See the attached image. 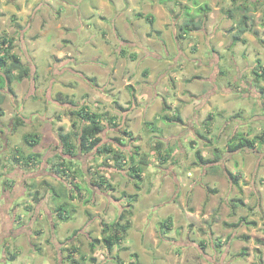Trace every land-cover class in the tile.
<instances>
[{
	"label": "crops",
	"instance_id": "0c3cea01",
	"mask_svg": "<svg viewBox=\"0 0 264 264\" xmlns=\"http://www.w3.org/2000/svg\"><path fill=\"white\" fill-rule=\"evenodd\" d=\"M78 1L0 0L1 22H12L15 31L26 22L28 30L34 29L31 28L33 24L38 26V33L33 37H29V32L22 33V41L28 42L30 48H34V55L28 50L25 54H18L15 46L17 40L14 39L13 52L22 63L25 62L22 58H29L30 55L34 58L35 55L40 57L38 52L44 48L49 49V57H62L63 54L71 56L70 50L64 53L65 50L57 49V45L66 43L64 41H68V46L78 51L80 56L85 55L89 58L78 63L75 68L73 67L74 70H71L78 72L81 77L74 73H62L56 78L49 77L53 67L51 65L44 67L45 64H42L36 66L34 71L32 67L30 68V74H36L35 77L30 75L22 81L14 82L13 92L8 88L4 90L7 96L1 105L3 113H0V237L8 231L13 235L10 232L16 231L14 226H21L18 236L23 235L17 246L28 253H39L40 258L47 257L50 264H75L72 259H79L82 255L86 257L84 261L80 259L82 264H121L122 262L124 264H264V167L262 166L264 158L256 157L264 144H255L253 148L233 152L234 155L228 156L227 161L223 156L203 163L199 162L195 155L196 151L200 150L205 159H211L207 152L200 149V144H205L211 138L215 121V112L209 110L206 103L208 98L213 99L224 94L228 96L230 89L222 90L225 88L224 84L220 86L218 82L196 76L194 71L192 74L195 75V79L203 80L200 92L204 91L197 94L183 86L180 81L184 77L176 73V67H168L169 63L171 64L170 52L173 54V49L170 50L167 42L176 41V38L171 39L174 32L172 28L167 27L172 19L163 13L164 7H160L164 4L163 0H159V3L152 0V4L159 7L157 9L159 27L155 26V15L146 12L149 8L145 10L142 8L150 6L149 0H142V2L146 1L143 5L134 4V0H120L116 5L114 0H88L87 3L85 0H80V3L85 2V7L94 4L102 7L106 12L98 16V12L89 14L87 11L84 16L88 17L90 22L87 24L86 20L81 24L77 33L76 29L71 31L68 24L60 22L61 19L58 17L60 11H57L56 6L58 3L72 5ZM200 5L202 4L195 3L197 8ZM171 10L174 13V9ZM209 11L211 12V9ZM209 11L205 14H209ZM67 13L75 15L72 10ZM114 13L116 14L115 31L118 35L116 37L119 40L115 53L118 56L125 58L128 56L138 60V72L135 74L139 83L126 80L132 95L131 100L126 99V93L122 90L121 93L118 91L116 94L118 70L113 67L115 60L110 59V50L105 48V45H109V39L96 38L97 47L94 44H87L89 39L86 45L82 44L84 48L76 43L80 35L87 34L88 25H92L91 21L96 28L106 33L102 20L106 21V18ZM139 13L144 16H139ZM149 15L152 20L149 21L151 27L145 28L142 20L148 22L146 16ZM70 16L75 19L73 27L75 24L80 26L82 14L78 12L77 19L75 16ZM262 26H259V30L264 31ZM218 27L216 26L212 32L214 37L222 33L221 31L225 32ZM235 30L232 27L228 29L231 39L235 35ZM250 31L256 33L251 21L249 30L240 36L242 40L237 41L233 46L243 44V48H246L252 38H255L253 35H248ZM212 35H208V38L213 37ZM40 42H43V46ZM175 50L178 54L176 47ZM88 51H91L92 55L88 56ZM160 51L163 54L155 53ZM103 63H108V66H104ZM125 69L126 67L123 73ZM202 69L204 67L200 70ZM221 70L220 66L215 67L214 73ZM112 73L113 78L108 86L99 82L101 78L103 80L102 75ZM37 74L40 76L37 77ZM89 77H95L96 83L92 84L87 79ZM128 78H131V75ZM170 78L176 80V82L172 80L174 100H169L171 92L165 87L168 84L166 80L171 81ZM30 79L34 80L28 88L32 90L31 94L23 85L25 80L29 82ZM19 82H22V85L18 88L16 84ZM206 82L207 86L213 87L207 92L203 87ZM82 89L86 91L81 93ZM93 91L109 92L110 94L106 93L105 96L111 97L110 103L115 102L118 107L110 112L105 104H101L100 109L87 103L85 97L93 94ZM161 91L166 94H162ZM17 100L21 106L16 113H12L10 111L12 102ZM40 103L45 111L44 115L38 114ZM83 105L106 117L102 119V123L105 124L103 138H110L119 133L126 135L129 147L125 150L126 154L134 155L135 165L141 164L142 159L146 160L141 165L143 171L139 181L140 190H136L135 180L129 173L130 160H127L125 169H116L109 165L114 163L113 160L105 159L104 154H96L91 159L94 162L84 166L78 160L83 156L79 153L65 174L52 170L63 151L62 137L77 132L80 128L72 111L79 110ZM154 105L153 112L156 113L151 115L150 109ZM256 109L257 115L263 114L262 107L257 106ZM203 113L209 114V119L208 127L205 126V132L201 133L203 121L199 117ZM210 114L213 115L212 118ZM179 115L182 118L181 122L163 117L176 119ZM110 118H113L112 124ZM242 120L243 118L236 121ZM147 122H156L157 125H147ZM114 123L119 124L116 126L113 125ZM142 125L146 132L139 134ZM32 127L35 129L33 130ZM227 127L226 125L225 128ZM239 132L241 131H234L232 136ZM28 135H31L36 142H33L32 138L27 141ZM158 142H163L161 152L164 158L158 156L156 149ZM27 145L33 148L31 152L27 150ZM188 145L191 146L192 151L189 150ZM114 147L116 148L115 145ZM10 148L13 149L8 152ZM12 152L15 153L13 156ZM218 152L224 154L221 150ZM21 154L26 156L36 154L41 162L38 168L25 166L21 161L16 160L15 156ZM152 166L157 170L153 171ZM226 168L239 175L237 184L228 178ZM37 172L39 176L36 175ZM100 179H104L106 184H113L115 190L110 191L105 186H99L97 181ZM124 191L129 194L136 192L138 198L130 202L128 197H122ZM34 193H37L35 198ZM27 195L26 200L22 198L17 201L20 196ZM144 199L142 210L138 211L135 204ZM124 209L131 211L128 217L131 226L126 238L115 243L110 250L103 238L111 234L113 229L110 228L109 232L103 235V228L105 224L116 221ZM24 210L30 213L29 218L27 214H23ZM159 213H162V218L155 215ZM75 219L83 221L81 227L78 228V225L72 222ZM56 231L58 237H54L52 241V232L56 233ZM80 232L89 240L90 253L81 251L78 245L77 234ZM131 232L139 248H134L135 246L126 242ZM95 239H100V242L92 246ZM202 241H205L206 245L204 250L200 248ZM219 242L221 246L217 245ZM6 245L1 262L13 264L19 259L20 250L15 248V251L11 252V246L7 243Z\"/></svg>",
	"mask_w": 264,
	"mask_h": 264
},
{
	"label": "rangeland",
	"instance_id": "374dc122",
	"mask_svg": "<svg viewBox=\"0 0 264 264\" xmlns=\"http://www.w3.org/2000/svg\"><path fill=\"white\" fill-rule=\"evenodd\" d=\"M149 1L151 2L150 6L142 7V8H144L143 10H145L146 8H149L148 11L146 12H151L155 15L156 17L155 26L159 27V19H158L159 17L157 13V9H159V7H156L155 5H153L152 0H149ZM154 1L156 3H159V0H154ZM85 2L87 3L88 0H85ZM85 2L80 3V0H79L78 3H73L72 5H67L66 3L57 4L56 6L57 11H60L58 12L59 13L58 17L61 19L60 22L68 24V26H70L69 30L72 31L76 29L77 33H79L81 24H84L86 20H87V24L90 22V19L84 16L87 11L89 14L90 13L94 14L98 12V16H100L101 14H105L106 11L102 7H98L94 4L89 7H85L86 5ZM118 2H120V0H114L115 5ZM145 2L146 1L142 2V0L133 1L134 4H141V5H143V3L145 4ZM163 3H164L163 6H160V7H164L163 13H166V15L168 17L170 16V19H172L171 23L167 25V27L172 28V31L174 32L173 36H171V39L176 38V41L173 40V42L172 41L167 42V45L170 48V50L173 49V54H171L170 52V58H169L171 59V64L170 63L169 65L167 64L168 67H171V68L176 67L177 69L176 73L179 76L184 77L180 81L183 84V86L190 88L197 94H201L204 91L202 90L200 92L201 86L203 85L202 84L203 80L195 79V75L192 74L194 73V71H195L196 76L199 75L203 79H207L212 82H218L220 83V86L224 84L225 88L222 90H225L226 88L230 89L228 96H225L224 94V96H218L213 99L208 98V101L206 103L208 105L206 106L209 110L212 109V111L215 112L214 114L215 121L212 127L211 138L208 141L209 144L207 141L205 144L204 143L200 144V149L202 151L204 150L205 152H207L209 155L208 157H210L211 159H216V155H215L216 151L221 150L224 152L222 157L225 156L226 158L224 160L227 161L228 156L234 155L233 153L227 151L228 141L231 138L232 133L234 131L236 132L241 131V133H243L244 135L246 134L247 137L253 138L256 135L261 134L262 131L264 130V112L262 115L256 114V111H257L256 107L257 106L262 107V100H261V94L259 92V89H260L259 86L264 87V79H262L258 83L255 82L256 76L253 72L254 69L257 68L258 59H260V61L264 65V44L260 42V40L264 38V31L259 30L260 29L259 26L263 25L262 27H264V0H167L166 2H163ZM195 3L208 4L210 6L211 12L209 11V14H207V21L205 23L206 25L199 31L191 32L186 39H178L177 35L180 32L179 25L185 19V15H184V5L185 4H188L193 8L192 13L198 15L200 18L202 17L200 15L198 8L195 7ZM241 3H246L250 7L251 22L253 23V27L256 30V33H251V31L248 32V35H253L255 38H252V36H250L252 40L246 45V48H243L244 47L243 44L233 46L234 45L233 39H231L230 37L231 34H228L229 28L232 27L233 29H237V25H235V23H238L241 12L238 8H236V6ZM171 9H174V13L172 12ZM230 9L231 11H233L234 18L228 15ZM69 10H72V12H74L75 15L71 13L68 14L67 12ZM78 12L82 14L83 17L81 18L79 22L80 26L75 24L73 27V22H74L73 20L75 19L74 17H71V16L69 17V15L75 16V18L77 19ZM114 14L106 18L107 22L102 20V22L104 23L105 30L107 31L106 33L101 32V29L96 28V25L93 23V21H91L92 25H88L89 27H87L88 28L87 34L84 33L80 35L76 43L78 44V46L82 44L86 45V41L89 39L88 40L89 42H87V44H92V45L94 44V46L97 47L96 40H95L96 38L102 37L105 39L107 38L109 39L110 41L109 45H105V48L107 47L108 50H110L111 52L110 59L113 61V58H114L115 60L113 67L114 69L116 68L118 70L117 82H116L117 89L115 90L116 94L118 91L121 93V90H122L124 93H126L125 94L126 99L131 100L132 95H131V92L129 91V87H127L126 85V80L129 79L136 84L139 83L137 76L135 74L136 72H138V69H137L138 60H133L132 57H128V56L126 58L125 56H118L115 53L116 52L115 47H117L119 40L116 37L117 32L115 31L116 26L114 24L115 22L114 17L116 16V14L115 15ZM142 21H143L142 25L145 28L151 27V24L148 20H147L148 22H146L145 20H142ZM12 26H13L12 22H9V21L1 22L0 21V37L8 36V37H12L16 39L17 41H16L15 46H16V52L18 54H25L27 53L26 50H28V51H31V53L34 55V48H30V45L28 42L24 43L22 41L23 39L22 33L26 34V32H29V37L31 36L33 37L35 33H38L37 24H33L31 28H34V29H30V30H28V27H26L27 22L23 26H20L17 31H15ZM216 26H219L220 28L225 30V32L221 31L222 33H219L218 35L214 37L212 35V32L215 30ZM226 26H228V28ZM254 34H257V35L255 36ZM208 35L209 36L212 35L213 37L208 38ZM64 42L66 43L62 45L60 44L57 45V49L65 50L64 53H68V51L70 50L72 53L71 56L65 55V54L62 55L61 53L62 57H49V54H50L49 49L44 48L38 52L40 57H37L35 55V58H34L33 55L31 56L29 54L31 58L25 57V58H22V60L25 61L24 63L27 64L30 68L32 67L33 71L35 70L36 66H42V64H45L44 67H48L49 65H51L53 68H52V72L48 75L49 77L56 78L62 73H67V74L74 73V74H77L79 77H81V75H79L78 72L76 73L74 71L71 72V70H74L73 67L75 68L78 65V63L85 61V59L89 60V58L88 57L86 58L85 55L80 56V53L78 51H75L72 47L68 46L69 44L68 41H64ZM40 45L43 46V42H40ZM84 47H85L84 45L81 46V48H84ZM175 47L176 49H178V54H177V51L175 50ZM76 49L78 50V47H76ZM90 52L88 51L87 53L88 56L92 55V53ZM155 53L163 54V52L161 51L155 52ZM155 53L153 54V56L155 55ZM94 60H91V62H93ZM103 64L104 66H108V63H103ZM93 65L100 66V64H93ZM218 66H220V69L222 70L218 73L217 72L214 73L215 67H218ZM111 67H112V63H111ZM124 67H126V69H125V72L123 73ZM202 67H204V69L200 70ZM208 67H210L209 70H206V68ZM106 74L102 75L103 80L101 78V81L99 82L105 86H108V84L111 81V78H113L112 76L113 73L108 74V75ZM35 75L36 74H33L31 76L35 77ZM129 75H131V78H128ZM39 76L40 74H37V77ZM185 77H187V79ZM172 80L176 82L174 78H172L171 81L166 80V83L168 82V84L165 86L171 92V95L168 97L169 100L175 99L174 94H173L174 83ZM33 81H34L33 79H30L29 81L30 84H29L28 80H25L23 82L24 87H26V89L30 88L31 82L33 83ZM188 82L190 83L186 84ZM227 83H228V86H227ZM19 85H22V82H19L16 84L18 88H19ZM207 85L208 84L206 82L204 83V86H203L205 87L204 89L206 92L209 91L210 88H213L212 86H207ZM27 91L28 93L30 92V94L32 92L31 89H28ZM80 91H82L81 93H83L86 90L82 89ZM100 92L102 93L97 92L98 93L97 94L95 91H93V94L91 93L90 95H87V97H85L86 102L93 104L95 108L99 107L100 109L102 108L101 104H105L109 107L110 112L114 111L115 110L114 108H117L118 104H116L115 102L111 104L109 99H112V98L105 96L106 93L110 94L109 93L110 90L109 92L107 91H100ZM161 92L164 95L166 94L163 91ZM101 94H104V96H102ZM119 96H116V98H119ZM22 102L24 103V101ZM54 103H52V105L56 106ZM20 106L21 105L19 103V100H17V102L13 101L12 108H10V111L12 113H16L17 109H19ZM154 108H155V105L154 107L150 109V111L152 112L151 115L156 113V112H153ZM38 110H39L38 112L39 115L45 114L44 109H42L41 103L38 105ZM241 118H243L242 121H236V120H240ZM199 119L203 121V123H201L202 126L200 130V132L202 133V132H205L206 128L204 125V121H207L209 119V114L203 113L201 114ZM153 125H157V123L154 122ZM226 125L228 126L227 128H225ZM143 127L144 126L142 125V129H140L141 131L139 134H144L146 132ZM185 128L187 129L188 126H186ZM32 129L34 130L35 127H32ZM158 130H161V129L158 128ZM117 136L123 137L124 140H126V137H127L126 135L123 136L122 133H119L118 135H115L112 137L110 136V138L105 137V140L111 141L114 137H117ZM126 142H128V140H126ZM256 145H261V143L258 142L256 143ZM188 147H189V150L192 151V149L190 148L191 146L188 145ZM11 149L13 148L8 149V152H11L10 151ZM32 149L33 148L30 145H27L28 151L31 152ZM127 149H129V147L126 148V150ZM261 149H262L261 152L257 153L258 155H256L257 158L258 157L264 158V155H263L264 145L261 147ZM253 151H255V149H253ZM14 154H15L14 152L11 153L12 156ZM95 155L96 153H90L87 155H83L79 157L78 160L81 161V163H83L84 166H86L87 164L94 162L91 159ZM156 157H157V154H156ZM262 166L264 167V165ZM37 168L38 167H35V169ZM151 168H153V166ZM154 170H157L156 167L153 168V171ZM38 172L36 173V175L39 176ZM87 194H89V192ZM27 197L28 195L20 196L17 201L21 200L22 198L26 200ZM144 201L145 199L135 204V206L137 205L136 207L138 208V211L142 210V205ZM115 203L113 205L116 207ZM240 207L243 208V206H240ZM69 210L71 211L72 209L70 208ZM71 213L73 212L71 211ZM23 214L24 215L27 214L28 218L30 217V213L27 210H24ZM155 215L159 218H162V213L155 214ZM72 222L77 224L78 228L81 227L83 223L82 220H76V219L73 220ZM19 227L21 226H18V225L14 226L16 231L10 232V233H13V235H10L8 231L7 234L3 233L2 236L0 237V264H3L1 261L4 258L3 257L4 248H5L4 246L6 245V243L9 246H11L10 248L11 252H14L15 248L16 250H20L21 254L19 256V259L15 261L13 264H32V263L36 264V262H39V261L41 262V264H50V260L47 257L43 256V258H40L39 253L37 252L28 253V252H25L24 249H22V247L19 248L17 246V242L19 241L20 237L23 235L21 234L20 237L18 236L20 234ZM54 237H58L57 231L56 233L52 232V241ZM44 238H46V235H44ZM77 238H78V245H80L79 247L81 251L83 250L84 252L90 253L91 251H90L89 240L87 236L83 234L82 232H80L77 234ZM127 241L129 245L135 246L134 248H139V245L136 243L135 238L133 237V232H131L130 235L127 237L126 242ZM233 247L235 248V246ZM233 247L231 249L232 251H233ZM32 253L33 254L35 253V254L31 255ZM100 257L101 256H99V258Z\"/></svg>",
	"mask_w": 264,
	"mask_h": 264
},
{
	"label": "trees",
	"instance_id": "16d2710c",
	"mask_svg": "<svg viewBox=\"0 0 264 264\" xmlns=\"http://www.w3.org/2000/svg\"><path fill=\"white\" fill-rule=\"evenodd\" d=\"M167 0H163V2H166ZM198 5V4H196ZM241 12V15L238 20L237 29L235 32V35L233 36V44L236 43L241 39V35H243L245 32L249 30V23L251 21L250 16V7L246 3H241L236 6ZM192 7L188 4L184 5V15L185 19L184 21L179 25L180 32L177 35L178 39H186L189 34L193 31H199L201 30L207 21V14L205 16V13H207L211 8L208 4H202L198 7V10L200 12L201 18L192 13ZM230 17H233V11L231 9L229 10ZM139 16H144L142 13H139ZM146 19L150 22H152L150 15L146 16ZM261 43L264 44V40H260ZM14 38L3 36L0 37V113H3V108L1 105L6 100V94L4 93L5 88H8L11 92L12 90V84L16 81H22L25 77L30 76V67L27 64H24L21 62L20 58L14 54ZM134 56V55H132ZM257 68L254 69V74L256 76L255 82H260L262 79H264V65L258 59ZM92 83L96 81L95 77H89L87 78ZM259 92L261 94V100H262V108L264 109V87L259 86ZM72 115H74L80 125V128L77 132H72L70 134H67L62 137V143H63V151L62 154H60L55 161V164L52 168V170L56 173H66L69 171V167L72 165L73 159H76L78 157V154L81 153L82 155H87L90 153H96V154H104L105 159H112L113 167L116 169H125L124 166L127 164V160H130V164L128 166L129 173L132 176V178L135 180V188L136 190H140L141 187L139 185V181H141V172L143 171L141 165L146 160H141L139 165H135L134 163V155H128L126 154V146L127 142L124 140L123 137L117 136L114 137L111 141L105 140L103 138L102 133L105 129V124L102 123V119L106 118L104 114L96 111H91L88 106H81L79 110L72 111ZM165 119L168 120H175L177 122H181L182 118L179 115L176 117V119H170L168 116H163ZM213 115L210 114V118H212ZM113 118H110V123H113ZM147 125H153V122H147ZM113 125L118 126L117 123H114ZM205 126L208 127V122H205ZM127 133L126 131H124ZM32 138L31 135L26 136V140L29 141V139ZM32 141L36 142L34 138H32ZM257 142H260L261 144H264V130L261 134L256 135L253 138H248L243 133L239 132L234 134L228 141L227 145V151L233 153L240 149L244 148H253ZM33 145V143H31ZM116 146V148L114 147ZM156 149L158 151L159 157H165L164 154L161 152V148L163 146V142H158L156 144ZM138 148V147H137ZM218 150V149H217ZM196 157L198 161H202L203 163L214 161L213 159H205L200 150L196 151ZM216 159H220L222 157V154L220 152L216 151L215 153ZM16 160L21 161L25 166L28 167H37L39 165L40 160L36 157V154L31 155H19L18 157L15 156ZM162 159V158H161ZM104 164V163H103ZM71 170V169H70ZM225 172L229 179L232 180V182L236 183L238 182L239 175L231 172L227 168L225 169ZM69 175V174H68ZM99 186H105L106 189H109L110 191L115 190V186L111 183L105 182L104 179H100L97 181ZM94 183V182H93ZM33 197H37V193H34ZM122 197H128L131 201H135L138 198V193H132L129 194L128 192L124 191ZM129 205V204H128ZM62 210V209H61ZM62 214V211H60ZM131 215L130 209H124V212L120 215V217L110 224H105L103 228V235H105L110 228L113 229V232L107 236H104V241L106 242L108 248L112 250V247L115 243L119 242L120 240H123L126 238L127 231L130 228V220L128 217ZM244 220V219H243ZM100 242V239H95L93 241L92 246H95L97 243ZM217 245H220V242L217 243ZM221 246V245H220ZM206 247L205 241H202L200 243V248L204 250ZM75 250H78L75 248ZM74 250V251H75ZM135 256V255H134ZM85 255H82L79 259L73 258L72 260L75 262V264H82L81 261L85 260ZM121 264H124L123 262ZM134 264V263H131Z\"/></svg>",
	"mask_w": 264,
	"mask_h": 264
}]
</instances>
